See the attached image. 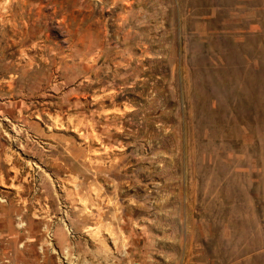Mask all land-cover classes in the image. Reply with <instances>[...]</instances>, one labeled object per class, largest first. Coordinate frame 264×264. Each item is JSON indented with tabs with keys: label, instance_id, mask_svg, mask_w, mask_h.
I'll return each mask as SVG.
<instances>
[{
	"label": "rangeland",
	"instance_id": "obj_1",
	"mask_svg": "<svg viewBox=\"0 0 264 264\" xmlns=\"http://www.w3.org/2000/svg\"><path fill=\"white\" fill-rule=\"evenodd\" d=\"M0 264H264V0H0Z\"/></svg>",
	"mask_w": 264,
	"mask_h": 264
}]
</instances>
